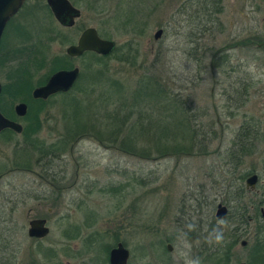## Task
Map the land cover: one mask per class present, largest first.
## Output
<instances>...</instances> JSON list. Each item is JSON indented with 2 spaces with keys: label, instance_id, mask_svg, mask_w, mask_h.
<instances>
[{
  "label": "rangeland",
  "instance_id": "rangeland-1",
  "mask_svg": "<svg viewBox=\"0 0 264 264\" xmlns=\"http://www.w3.org/2000/svg\"><path fill=\"white\" fill-rule=\"evenodd\" d=\"M69 1L81 12L73 27L55 19L47 0L26 3L2 45V85L10 83V70L19 66V61L8 64L1 62L3 58L7 60L16 48L42 43L49 64L31 70L33 91L57 59L78 67L85 76L91 59L71 58L67 48L93 27L120 47L121 52L106 62L108 74L128 94L143 75L168 82L172 93L187 103L193 126L208 135L209 153L158 160L155 149L145 141L143 145L154 156L145 160L91 136L73 140L47 166L38 164V154L33 155L32 164L20 160L25 152L23 131L15 136L0 133V245H5L7 237L11 240L5 252L15 264H109L106 249L119 242L130 251L128 264H214L218 247L231 244V216L237 209L252 213L257 205L264 206V0H220L222 13L214 31L198 44L188 39L189 16L182 11L188 0H142L144 31L136 33L121 30L111 20L112 12L125 6H120V0H101L104 14L89 4L98 0ZM161 29L164 32L156 39ZM51 32L66 36L65 43L58 37L50 42ZM258 36L262 43L255 45ZM127 54L137 58L131 63L116 59ZM80 81L71 95L86 101L77 100L87 111L78 109L77 118L90 120L96 112L97 118L90 124L104 129L108 121L103 116L115 108L100 101L109 90H90L83 95L81 88L87 84L85 79ZM23 98L8 101L15 114L20 103L28 109L34 106V111L41 106ZM70 105L64 97L51 98L40 113L42 130L37 137L48 144L59 140L66 125L74 123ZM25 117L16 119L23 127ZM243 130L244 135L258 136L254 150L240 155L235 144ZM253 174L259 176L254 191L246 185ZM120 186L121 193L112 195L111 188ZM219 204L228 207L227 220L216 218ZM36 217L48 222L50 233L43 240L28 236L30 222ZM217 233H222L220 242L215 240ZM168 244L173 247L171 252ZM241 253L238 243L235 258Z\"/></svg>",
  "mask_w": 264,
  "mask_h": 264
},
{
  "label": "trees",
  "instance_id": "trees-1",
  "mask_svg": "<svg viewBox=\"0 0 264 264\" xmlns=\"http://www.w3.org/2000/svg\"><path fill=\"white\" fill-rule=\"evenodd\" d=\"M101 0L95 3H89L100 14L105 13V6L101 5ZM81 2V0H80ZM120 6L113 14L111 20H115L117 27L124 31L142 32L143 22L141 17L144 13V3L142 0H120ZM183 13L189 16L188 39L193 44H198L206 34H212L214 31V23L218 20L222 13V2L220 0H188L183 6ZM57 37L61 38L62 43L66 40V36H54L52 32L48 36L50 42H56ZM255 45L261 44L260 37L255 39ZM29 45V44H28ZM120 47H116L114 52L109 56H100L96 53H87L83 57L90 58L91 62L86 63L90 71L84 76L80 73L78 82L72 90L67 93H59L47 100H35L32 95L33 83L31 80V70L40 69L49 64L47 60L48 52L45 44L25 46L23 50L16 48L11 52V56L3 58L1 62L19 61V66L10 70V83L3 86V92L0 96V107L3 114L10 119H16V114L13 109L8 106V101H14L24 96L23 101L30 103V100L39 103L37 111H34V106L30 105L28 113L24 120L26 125L23 127V140L21 144L24 152L21 161L23 163H31L33 155L38 154V164L45 162L47 166H51L54 159L62 156L71 145L73 140H78L83 137H95L97 141L107 144L129 156L139 157L141 159L149 160L151 156V149H155L156 159L167 157H185L195 158L208 155L206 145L210 144L208 135L201 132L196 126H193L190 119V110L186 108L181 96L172 93L168 82L158 77H149L143 75L135 89H131L130 93L125 90V87L120 84L113 76L108 74L107 61L112 60L119 53ZM121 52V51H120ZM1 53V52H0ZM122 56V55H121ZM81 57V58H83ZM215 57V56H214ZM137 55L127 54L126 58L117 57L120 62L131 63L132 59H136ZM217 58L213 60V66L216 68ZM135 62V60H134ZM215 62V63H214ZM71 65L63 62L61 59L53 61L49 73L44 77L37 86L44 85L49 77L61 69H71ZM94 66V67H93ZM86 80L87 86L82 87L83 95L91 91L102 90L105 92L109 90L107 97L102 95L100 101H107V104H114L115 108L111 113L104 115L103 119H107L106 127L97 128L94 124H90L97 118V113L94 112L92 119L82 120L77 118L76 111L86 109L82 108L80 100L83 104L87 102L73 97L72 91L80 87V80ZM80 81V82H79ZM89 81V82H88ZM108 85H105V84ZM26 95V96H25ZM60 96L66 98L70 103V110L74 118V123L66 125V131L61 138L53 143H46L37 137V134L42 130L40 122V113L43 107L47 105L51 98ZM93 103H90L92 105ZM66 114V113H65ZM156 116V117H155ZM75 126V127H74ZM1 134H10L15 136L13 130L8 129ZM0 134V135H1ZM251 133H245L244 130L239 135L236 141V146L239 147L240 155L254 150V139L257 138ZM148 141L152 145L151 149L143 144ZM65 151V152H64ZM238 150L235 151V155ZM112 187L111 194H119L123 189L122 186ZM79 232L75 233L77 236ZM107 254L110 247L107 249Z\"/></svg>",
  "mask_w": 264,
  "mask_h": 264
},
{
  "label": "water",
  "instance_id": "water-1",
  "mask_svg": "<svg viewBox=\"0 0 264 264\" xmlns=\"http://www.w3.org/2000/svg\"><path fill=\"white\" fill-rule=\"evenodd\" d=\"M27 0H0V41L9 20L15 16L22 5ZM55 19L63 26L73 27L76 20L80 18L81 12L69 0H47ZM164 30H159L155 38L159 39ZM117 47L116 42L107 40L100 36L96 28L90 27L85 29L80 35L78 42L67 48V54L70 57H81L86 52H93L100 56L111 55ZM80 77V69L78 67L72 70H60L54 73L45 85L36 88L32 95L34 99L47 100L57 93H67L73 89ZM3 86L0 82V95ZM16 114L19 117L27 115L28 106L20 103L15 107ZM6 129H11L17 133L23 131V126L15 121L6 118L0 110V133ZM258 175H252L247 180V187L254 188L257 184ZM228 210L223 205L218 206L217 217L224 218ZM46 220H33L30 222L29 236L36 238H44L49 235L50 229L46 225ZM168 250H172V246L168 244ZM130 259V251L119 243L117 247L110 252V264H128Z\"/></svg>",
  "mask_w": 264,
  "mask_h": 264
},
{
  "label": "flooded vegetation",
  "instance_id": "flooded-vegetation-1",
  "mask_svg": "<svg viewBox=\"0 0 264 264\" xmlns=\"http://www.w3.org/2000/svg\"><path fill=\"white\" fill-rule=\"evenodd\" d=\"M28 1L29 0H27L22 5V7L18 11V13L15 16H13L9 20V22L7 23L5 30L3 32V35L1 37V41H0V52L2 49V45L4 43L5 35H6L7 31L9 30V27L12 26V23L15 22L16 17L22 12L23 8L25 7V5ZM18 29H19V27H18ZM77 42H78V40H77ZM76 43H74V44H76ZM87 53H90V52H86L85 54H87ZM83 56H81V57H83ZM74 58H76V57H74ZM72 69H74V68L61 69V70H72ZM0 110H1V107H0ZM2 114H3V112H2ZM5 117L10 119L7 116H5ZM19 118L20 117L16 114V119H19ZM16 119H10V120L17 122ZM7 130L8 129H6L4 131H7ZM4 131H2V132H4ZM253 175H255V174H253ZM258 181H259V179H258ZM258 181H257V184H258ZM257 184L254 188L247 187V189L254 191L255 188L257 187ZM246 185H247V181H246ZM261 203H263V201ZM219 205H222V204H219ZM261 205H257L255 207V212L248 213V212H244V211H238V209H237L236 213H234V216L233 215H232L233 217L231 216L232 222H234V228L230 230V235L232 237L231 244H224V245H221L218 247L216 258H215L216 260H214L215 261L214 264H264V206L262 207ZM225 207L227 208L228 212L224 218H218L217 214H216V218L219 219L220 221L227 220V217L228 218L230 217L231 213H230L228 207L227 206H225ZM253 208H254V205H253ZM33 220H44V219H42L41 217H36V218L32 219V221ZM46 225H48V222L46 223ZM28 236H29V230H28ZM46 237H44V238H46ZM30 238H32V237H30ZM32 239L43 240V238H36V237H33ZM2 241H6V239L4 237H2ZM10 241L11 240L7 237V242L5 243V245L4 246L0 245L1 246L0 249H1V251H3V252H0V254L2 255V258H0V264H15L14 260L13 261L11 260V254L5 252L10 247V245H9ZM119 243H117V245ZM238 243H240L241 248L244 251V254L241 253L240 256L237 255V259H236L234 254H235V247ZM117 245L115 247H117ZM115 247H113V248H115ZM167 247H168V245H167ZM112 249H110V251H109V259H108L109 264H110V252ZM167 250H168V248H167ZM168 251L171 252L172 250H168ZM198 264H200V263H198Z\"/></svg>",
  "mask_w": 264,
  "mask_h": 264
},
{
  "label": "clouds",
  "instance_id": "clouds-1",
  "mask_svg": "<svg viewBox=\"0 0 264 264\" xmlns=\"http://www.w3.org/2000/svg\"><path fill=\"white\" fill-rule=\"evenodd\" d=\"M216 242H220L222 240V233H217L215 236Z\"/></svg>",
  "mask_w": 264,
  "mask_h": 264
}]
</instances>
